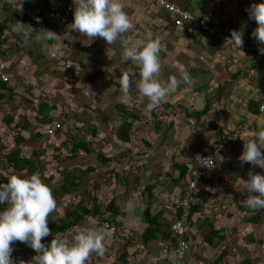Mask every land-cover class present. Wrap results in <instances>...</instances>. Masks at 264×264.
Listing matches in <instances>:
<instances>
[{
	"label": "rangeland",
	"instance_id": "1",
	"mask_svg": "<svg viewBox=\"0 0 264 264\" xmlns=\"http://www.w3.org/2000/svg\"><path fill=\"white\" fill-rule=\"evenodd\" d=\"M175 1L185 6L181 0ZM214 1H219V4L216 5L211 1L212 7L205 6L203 8L202 6L197 7V10L212 9L218 12L229 29H241L242 26L244 29H255L257 22L249 18L247 9L252 3H259L260 0ZM12 14L10 9L7 12H0V48L6 50L7 53H15L13 58L7 60L3 58L0 51V73L5 71L7 80L4 81H9V87L14 91V93L8 92L6 99L0 105V136H5L11 142L7 147L13 151L16 147L13 137L20 131V127L25 123L28 124V128L20 131L25 137V142L20 147L23 149L25 156L35 159L39 169L38 174L42 181L51 188L58 189L59 183L62 182L63 175L59 173V170L66 174L70 172L78 173L88 167L95 168V171L78 182L75 188H71L69 194L61 192L58 197H55L56 206L49 217L51 223L57 222L63 217L67 209H74L79 202H82L85 207L92 208L95 199L98 198L100 203L105 206L109 197L112 196V190L110 192L107 190L110 177L121 165L130 164L128 158L123 157L124 155L128 154V157L131 154L144 155V159L149 161L163 150V145L157 147L158 143L165 140L158 131L162 130L161 124L165 121L167 123L172 121L173 112H169V115L166 108L159 107L152 113L153 109L147 107L149 98L141 95L136 88V82L139 79V68L131 61L125 62L122 59V52L126 46V40L135 42L139 39H154L159 36V32L165 31L163 29H153V25L148 22L147 27L143 26V29H141L142 26L140 28L138 25L133 26L134 29H129L121 34L120 38L109 45L103 37L88 38L84 34V37H81L76 35V31L73 34L71 28L67 25L73 19L70 14L66 21L54 22L53 27H56V29L52 30L56 33L54 34L55 38L52 43H44V38H38L40 33H45L42 27L35 31L28 29L29 19L34 18L21 17L18 19V17L13 19L17 21L13 25L5 18ZM15 15H21L19 9ZM3 21L6 22L5 25H2ZM145 21L139 23H145ZM170 25V28H175L173 24ZM23 30H25L24 40L19 41L18 35L22 36ZM172 30L174 29L169 32L173 36L175 33ZM183 32L186 37H189L185 31ZM170 34L165 35L168 38ZM184 34L179 32L176 35L180 37L176 41L179 43H175L173 46L170 43V37L168 42L167 39H164L163 46L166 48L160 51L159 54L161 70L157 76L158 79L163 77L161 81H169L173 76L182 80L181 69L191 72L192 65L190 64L192 63L191 60L194 59V50L187 49ZM222 45L224 44L222 43ZM78 46L82 47V51L78 49ZM224 46L227 47V45ZM18 47L20 49L15 51ZM189 53L193 54L192 57ZM122 73H128L132 81L126 98H122L124 94L120 90V75ZM198 77L203 76L199 75ZM209 80L203 78L201 82L204 83L202 86H205L206 89L210 87V90L205 91V93L211 97L219 92L217 84L211 83ZM182 84L186 86L183 81ZM178 95V92L170 89L161 103L165 102V99H172ZM41 103L47 104L50 108L47 114L44 113L48 118L53 119L49 124H41L39 121L43 117L38 113V106ZM120 103L125 104L129 110L141 116L140 121H134L132 141L129 145L119 141L116 136L117 129L123 122V115L116 107ZM180 117H183L182 114H180ZM8 118L13 119V122L9 125L7 124ZM183 121L185 126L190 125L184 119ZM226 121L228 124L230 123V119ZM250 121L248 117L244 116L241 124L234 123L235 127L232 130L238 128L241 133V129L246 128ZM54 123H61V128L54 135H48L47 129ZM258 125L261 129L264 128V118H261ZM172 128L170 130L165 129L173 138L174 135L176 136L177 129ZM93 130H96V136L93 135ZM245 133L246 130L242 131L240 136L243 141L247 140L249 135L252 136L251 138H255L257 131L250 130V132H247V137ZM183 136L189 138L187 133ZM83 140L87 142L92 153L88 154L80 150L74 158H70L72 154L71 144ZM147 143H149V146ZM244 143L235 152L238 156L243 150ZM181 144L180 142V146L183 145ZM1 146L0 143V150H3L4 147L1 149ZM98 150L113 157V161L109 165H102L97 161L96 153ZM3 154L4 151L0 156V178L11 176V173L8 172L11 168L7 166ZM229 154L227 153L224 163L229 160L237 161L239 158L231 157ZM36 155L37 158H35ZM56 157H59L60 162L57 161ZM138 161L134 160V162ZM147 163L150 164V162ZM163 163L159 166L160 169ZM248 164L254 167V172L260 173L261 169L264 170L258 165H252L251 162H248ZM125 168L128 169V167ZM161 171L163 177L165 169ZM102 187H104V192H102ZM240 197L245 199L244 192L240 193ZM249 212H252V210L248 209ZM236 213H239V211L236 210ZM251 216L245 215L242 220L243 224L237 220L236 226H238V230L242 229L243 237L237 238L238 241L233 240L231 248L237 242L236 244L241 246L242 252H235L231 255L230 259L234 264H247L246 261H251L253 264H264V228H261L262 223L254 230L258 240L252 245L246 242L245 235L253 232L250 225H247V220ZM102 219L104 221L109 220L111 226L118 228L117 232L108 230L110 233L125 238L127 245H129L128 241L134 242L135 235L121 225L120 221L117 220L118 217L114 219L117 224L112 225L113 218L104 211L100 217H86L83 222H79L76 226L96 227L98 221H102ZM231 225L234 224L229 223L227 226L229 238L236 234L232 232L234 229L229 228ZM74 234L75 228L73 227L59 234L57 239L70 241ZM115 247L113 246V249L118 248ZM15 249L19 248L15 247ZM110 256L109 261L111 263L117 259L118 253L114 250V253ZM212 263L213 261L210 264Z\"/></svg>",
	"mask_w": 264,
	"mask_h": 264
},
{
	"label": "crops",
	"instance_id": "2",
	"mask_svg": "<svg viewBox=\"0 0 264 264\" xmlns=\"http://www.w3.org/2000/svg\"><path fill=\"white\" fill-rule=\"evenodd\" d=\"M181 1L194 11H199L197 7H212L211 1L216 5L219 4V1L214 0ZM78 2L79 0H0V12H7L10 9L13 14L5 18L14 25L17 21L13 19L18 17V19L21 17L37 18L43 10H63L68 5H72L73 11L70 17L74 19L75 3ZM123 3L124 10L134 27L138 25L143 29L150 22L153 29L165 31L159 32V36H157L162 44L160 51L166 48L163 46L164 39H167L168 42L170 37L172 46L179 43L176 41L180 37L176 35L179 32L184 34V29L179 25L170 28V24L174 20L171 14L156 8L147 0H123ZM18 9L21 15L16 16ZM205 10L207 9L201 11ZM73 19L67 24L68 26ZM5 21L2 25L6 24ZM144 21L145 23H139ZM54 25V23L49 24L44 31H53L52 29H56L53 27ZM256 27L257 25H255ZM171 29H174L172 30L175 33L173 34L174 38L169 32ZM253 30L244 29L243 39L247 44L257 46L259 44L252 35ZM167 31L168 33H166ZM74 32L72 30L73 34H75ZM165 34L170 35L167 38ZM76 35L84 37L79 32ZM18 37L21 36L18 35ZM54 38L55 35L51 38H44L43 42L52 43ZM184 39L187 49L194 50V59L190 64L192 65L191 72H188L192 77V83L190 85L185 83L186 86H184L181 82L179 86L172 89L179 95L172 99H165V102L157 106V108H166L169 115V112H173L172 121L168 123L165 121L161 124L162 130L158 131L165 140L158 143L157 147L163 145V150L157 155L158 158L156 156L149 161L144 159V155L131 154L129 157L128 154L124 155L123 157L128 158L130 164H123L113 172L108 184L109 189L107 188L108 192L114 190L112 197L116 198L115 204L120 210L117 220L125 229L135 235L134 242L128 241L129 245H127L125 238L110 233L112 230L108 228L111 225L104 221L101 227L105 228L107 232L110 231L104 240V252L103 254L93 252L87 258L86 264H172L176 238L171 229L176 214L168 206L182 195L191 172L198 167L197 157L192 151H196L199 155L211 151L221 135L235 127V122L241 124L244 116L251 120L248 126L252 131H258L260 128L259 121L261 122V118H264V110L260 109L261 106L264 107V61L261 62L258 57L244 49H237L234 46L226 47L206 35ZM78 49L82 51L81 46H78ZM193 54H190V57ZM199 75L203 77H198ZM160 78L159 80H163V77ZM203 78L210 79L211 83H216L219 93L209 97L205 91H209L210 87L206 89L205 86H202ZM252 102L258 104L252 105ZM206 107L207 110L203 114L202 111ZM180 114L190 125L185 126ZM229 119L230 123L228 124L226 120ZM172 127L177 129L176 136L174 135L173 138L165 129L170 130L173 129ZM181 129L182 131H180ZM185 133L189 135V138L183 136ZM245 135L247 137L248 133L246 132ZM251 137L249 135L247 139ZM180 142L183 144H181L182 146H180ZM243 143L244 141L240 140L235 147H232L228 151L229 156L239 157L235 152L240 149ZM125 145H129V143ZM147 145L149 146V143ZM134 160L139 161L134 162ZM163 161L168 162L163 163ZM147 162L150 164L148 165ZM162 163L163 166L160 169L159 166ZM173 164L187 167L188 173L184 178H182L180 170L175 169ZM221 165L208 179L202 182L193 198L190 223L195 227L196 233L189 235L190 248L186 256V264H210L211 261H213L212 264H234L230 259L231 255L235 252H242L241 246L236 244L237 242L231 248L233 240L238 241L237 238L243 237L242 229L238 230V226H236L237 220L243 224L242 220L245 215L254 216L256 213L241 212L242 209H257L250 208L240 197L241 192H244L245 196L248 194L244 179H248L250 170L254 172V167L248 163L241 164L239 159L237 161L229 160ZM163 169H165V174L162 177L161 170ZM261 170L260 173H264V170ZM117 171L122 173L119 181L116 180L118 179ZM164 177L166 178L163 179ZM102 192H104V187H102ZM101 206L103 205L101 204ZM147 208L160 225L159 227L152 226V231L149 234H154L153 236H145L150 228L145 216ZM192 209H195L194 212ZM236 210L239 213H236ZM177 214L180 217L181 210ZM229 223L234 224L229 228L234 229L232 232L236 233L230 236L232 238H229L228 235L227 226ZM248 224L253 232L247 233L245 238L246 242L252 245L249 241L251 238L255 241L258 240L254 230L259 227V224ZM232 232L230 231V234ZM113 246L118 248L113 249ZM114 250L118 256L114 262L110 263V255L114 253Z\"/></svg>",
	"mask_w": 264,
	"mask_h": 264
},
{
	"label": "clouds",
	"instance_id": "3",
	"mask_svg": "<svg viewBox=\"0 0 264 264\" xmlns=\"http://www.w3.org/2000/svg\"><path fill=\"white\" fill-rule=\"evenodd\" d=\"M182 7L191 9L186 6ZM66 8L55 11L62 12ZM45 11L49 10H43L41 13ZM247 11L249 18L257 22V27L253 30L252 35L259 45L247 44L243 39V26L241 29L232 30L227 27L231 34L227 41L233 42L238 46H234L235 48L244 49L262 62L264 61V57L261 55L264 54V0L252 3ZM195 12L204 11L195 10ZM171 23L174 27L178 25L175 20H172ZM223 23L225 27V22L223 21ZM69 27L88 38L103 37L111 45L120 38L121 34L131 29L133 24L124 10L123 0H79L78 3H75L74 19ZM54 34L56 33L48 30L45 33H40L38 38H51ZM201 35L205 34L198 33L188 36L192 38ZM125 45L122 59L125 62L131 61L138 66L139 79L136 82V88L141 95L149 98L147 105L149 109L156 108L167 96L169 90L179 86L182 81L189 85L192 83L190 73L183 69H181L182 81L175 76L171 77L169 81H161L157 78L161 70L159 53L162 44L159 37L149 40L139 39L135 42L126 40ZM131 83L128 73L120 75V90L124 94L122 98H126ZM230 132L232 129L223 133L221 137ZM244 141L243 150L238 158L241 164L251 162L252 165L264 168V129L258 130L255 138ZM237 144L236 141L232 147ZM244 181L248 194L243 202L252 209L264 208V173L250 170L248 179H244ZM0 205H6L0 208V264H17V261L12 257L14 250L12 242L17 240L26 243L36 251V255L30 260L21 258L18 264H86L90 254L93 252L103 254L104 252V240L108 232L103 227L74 226L75 234L70 241L53 238L49 243L42 242V238L49 236L52 232L49 227V214L55 208L56 200L51 187L42 181L38 173H33L30 176L12 174L7 182H0Z\"/></svg>",
	"mask_w": 264,
	"mask_h": 264
},
{
	"label": "trees",
	"instance_id": "4",
	"mask_svg": "<svg viewBox=\"0 0 264 264\" xmlns=\"http://www.w3.org/2000/svg\"><path fill=\"white\" fill-rule=\"evenodd\" d=\"M54 22L51 21H47L45 23V25L42 27V29H45L49 24H52ZM224 26V25H223ZM225 27L227 28V26L225 25ZM39 30V29H37ZM23 34L21 37H18L19 41H23V35H25V31H22ZM20 48H16L15 51L19 50ZM0 51L2 52L3 58L10 60L11 58H13L14 54L13 53H7L6 50H2L0 48ZM10 92V93H14L13 89H11L9 87V81H4L2 79H0V105L1 102L3 100L6 99V94ZM29 102V101H28ZM31 104V102H29ZM253 103V104H252ZM252 105H256L258 103H254L252 102ZM116 107L119 109L120 113L123 115V122L121 123V125L119 126V128L117 129V139L120 140L121 142L127 144L130 143L132 141V132L134 129V121H140L141 120V116L136 114L135 112L129 110L127 108V106L123 103H120L118 105H116ZM157 108V107H156ZM154 108L152 113L154 112V110L156 109ZM38 113L43 116L41 117V119H39V121L41 122V124H49L50 121H52L50 119V117L48 118L47 114L50 111V108L47 104H40L38 106ZM207 107L202 111L203 114L204 112H206ZM199 116V115H198ZM13 119L12 118H8L7 119V124L9 125V123H12ZM18 125V124H16ZM28 124L25 123V125H23L22 127L19 128L20 131H24V129L28 128ZM247 129L248 132H250V127L247 125ZM18 132L17 135H15L13 137V141L15 142V149L13 151H11V149H9L7 146L10 145L11 142H9V140L5 137V136H0V143H1V149L2 147H4L3 150H0V156L2 155V151H4V160L6 161V164L8 167H10L11 169L8 171L12 174H20L23 176H30L33 173H39V169L36 165L35 159H33L30 156H25L24 155V151L23 149H21V144L25 142V137H23V135L21 134V132ZM96 130H93V135L96 136ZM242 139H239L237 141V143H239V141ZM72 149H71V156L70 158H74L77 154V152H79L80 150H83L84 152L90 154L92 153L90 147L87 145V142L85 140L83 141H77V142H73L71 144ZM6 150H8L9 152H7ZM194 152L195 156L197 157V166L199 165V161L201 159V157L203 156V154L199 155L196 151H192ZM8 153V154H7ZM37 154H39V152H37ZM97 154V161L100 162L102 165H109L112 161H113V157L105 155L102 151L98 150ZM38 156L36 155L35 158H37ZM57 161L60 162L59 157H56ZM223 163V162H222ZM175 169L180 170L181 172V176L182 178H184V176L186 175V173H188V169L187 167H182L178 164H173ZM95 171L94 167H88L85 170H80L78 173H66L64 174L61 170H59V173L61 175H63L62 177V182L59 183V188H51L54 197H58L59 194H61V192L65 193V194H69L71 188H75L78 184V182L82 181L88 174L92 173ZM120 175H122V173L119 171H117L116 177H118V179H116L117 181L120 180ZM10 176L7 177H1L0 178V182H7L8 178ZM208 179V178H207ZM206 180V179H205ZM203 182V181H202ZM202 182L199 184V186L202 184ZM109 189V187H107ZM198 188V187H197ZM107 189V190H108ZM114 189V188H112ZM114 190H112L111 192H113ZM116 198L115 197H109V202H107V204L105 206H101L100 201L98 200V198L95 199L94 205L92 208H88L85 207L83 205L82 202H79L77 204V206L74 209H67L63 215V217L61 219H59L57 222L51 223L49 221V227L52 229V232L49 236L43 237L42 238V242L44 243H49L53 238H57V236L59 234H62L64 232H66L67 230L72 229L74 226H76L79 222H83L84 219L86 217H100L104 212H107L111 215V217L113 218V220L111 221L112 224H115L116 221L114 219L117 218V216L120 215V210L116 207ZM5 207V205H0V208ZM104 207V209H102ZM195 209H192V211L194 212ZM241 212H247V209H242ZM252 212H256L254 216H251V218L249 220H247L248 223L251 224H259L261 225V228H264V208H258L257 210H252ZM51 216V213L49 214V217ZM145 216H146V220L147 222L150 224V228L147 230L145 236H153L154 234H149L152 231V226L156 225L157 227H159V223L158 220L156 219V217L152 216L150 213V210L147 208L145 210ZM107 222H109V220H106ZM102 222H104V219H102V221H98V224L96 225V227H101L102 226ZM117 224V223H116ZM251 244H254L256 241L254 239L251 238V241H249ZM12 246H13V253H12V257L14 260H16L18 262V260H20L21 258L24 260H30L34 255H36V251L29 247L26 243L21 242V241H13L12 242ZM19 248V249H15ZM247 264H253L251 261H246ZM124 264V263H123Z\"/></svg>",
	"mask_w": 264,
	"mask_h": 264
},
{
	"label": "built area",
	"instance_id": "5",
	"mask_svg": "<svg viewBox=\"0 0 264 264\" xmlns=\"http://www.w3.org/2000/svg\"><path fill=\"white\" fill-rule=\"evenodd\" d=\"M148 1L157 8L171 14L176 23L183 27L187 35L194 36L198 33H204L206 36L223 42L224 44L238 47L234 45L233 42L227 41V38L231 34L228 32L227 28L223 26L224 23L218 12L208 9L204 12L197 13L191 9L182 7L172 0ZM72 11L73 7L71 5H68L66 10L62 12L55 10L45 11L37 18L29 19L28 29L35 31L43 27L47 21L64 22ZM261 55L264 57V54ZM0 79L7 80L5 71L0 73ZM263 109L264 107H261V110ZM60 128L61 123H54L47 130V133L48 135H54ZM244 130H247V127L242 128L241 133ZM241 133L237 128L221 137L213 149L201 157L198 167L191 172L182 195L168 206V208L176 214L171 229L176 238L172 264H186V256L190 248L189 235L196 233L195 227L190 223V217L193 198L198 189L197 187L221 165L229 149L240 139ZM217 153L219 154L217 155ZM179 210H181L180 217H178L177 214ZM108 229L112 230V232H117L118 230L115 226H111Z\"/></svg>",
	"mask_w": 264,
	"mask_h": 264
}]
</instances>
